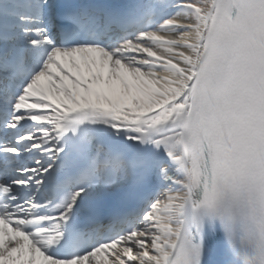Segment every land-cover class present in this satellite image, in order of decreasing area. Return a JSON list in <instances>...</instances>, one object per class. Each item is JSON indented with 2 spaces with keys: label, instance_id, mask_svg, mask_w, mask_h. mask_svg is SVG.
<instances>
[{
  "label": "snow or ice",
  "instance_id": "snow-or-ice-1",
  "mask_svg": "<svg viewBox=\"0 0 264 264\" xmlns=\"http://www.w3.org/2000/svg\"><path fill=\"white\" fill-rule=\"evenodd\" d=\"M0 264H264V0H0Z\"/></svg>",
  "mask_w": 264,
  "mask_h": 264
}]
</instances>
